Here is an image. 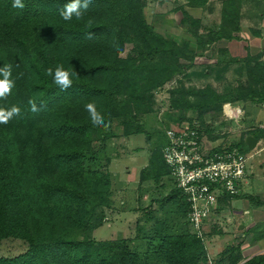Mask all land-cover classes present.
I'll return each mask as SVG.
<instances>
[{"label":"trees","instance_id":"16d2710c","mask_svg":"<svg viewBox=\"0 0 264 264\" xmlns=\"http://www.w3.org/2000/svg\"><path fill=\"white\" fill-rule=\"evenodd\" d=\"M240 1L223 3L221 23L209 32V40L236 38L240 14L233 5L239 7ZM21 2L23 8L13 7L14 0H0V69L10 66L12 82L0 108L21 110L0 123V240H21L26 251L0 258V264H148L149 259L155 264H208L202 241L186 229L164 238L159 233L162 240L149 259L132 251L128 239L97 242L91 236L103 225L102 209L109 206L111 193L110 163H98L92 134L119 119L123 136L143 135L142 126L127 119L120 98L135 93L141 81L150 88L166 83L179 71L181 58L192 62L188 47L154 33L142 0H89L79 9L80 17L74 13L68 21L61 12L71 0ZM189 2L201 6L207 0ZM127 45L131 51L122 57ZM58 70L68 73L67 87L55 82ZM249 75L258 87L234 95L209 94L212 100L205 105L218 104L220 111L236 101H263L264 63L256 62ZM30 99L38 111H31ZM89 104L103 118L100 126L93 125ZM227 148L249 151L244 141ZM144 170L140 181L147 180ZM232 260L238 264L241 258ZM242 264H264V254Z\"/></svg>","mask_w":264,"mask_h":264},{"label":"rangeland","instance_id":"374dc122","mask_svg":"<svg viewBox=\"0 0 264 264\" xmlns=\"http://www.w3.org/2000/svg\"><path fill=\"white\" fill-rule=\"evenodd\" d=\"M142 1L146 23L154 33L184 49L187 46L192 62L181 58L178 61L179 71L163 85L150 88L149 83L141 81L135 93L120 98L125 102L127 119L140 124L144 130L143 135L130 138L132 148L129 151L120 138L121 120H112L105 125L104 131L96 127L92 141L98 163L104 165L108 160L111 165L110 169L107 166V170L112 172L121 171L127 165L125 163H129L126 170H130L128 178L131 183H128L129 187H133L111 191L109 206L104 207L102 212L108 218L121 217L118 216L116 226L108 224L105 218L103 225L91 236L97 242L128 239L132 251L146 253L149 259L164 236L185 233V229L189 232L185 198L175 188L170 169L162 156L165 131L189 126L203 132L211 146L228 147L236 143V138L243 134L238 129L239 125L222 114L223 107L216 111L218 104L211 107L205 104L212 100L209 94L234 95L241 90L250 91L258 87L253 82L254 76L249 75V71L255 68L258 55L246 56L244 45L237 43L242 39L238 33L239 36L234 34L236 38L228 40H236L231 45L232 54L224 49L225 42L209 40V32L216 30L221 23L222 5L226 0H207L205 7L209 11H190L193 14L191 21H185L182 15L187 0ZM202 1L195 0V3ZM187 5L192 4L188 1ZM233 7L238 11L240 9L238 4ZM130 51L131 46L127 45L121 56H127ZM136 150L140 151L133 155ZM144 159L147 180L140 181L139 168L133 166ZM110 175L115 181L114 173ZM230 208L227 204L217 206L206 223L201 241L208 264H232V258L237 255L241 258L238 264H242L244 258L264 254V209L254 214L253 229L248 221L243 222L244 226L239 230L235 221L231 224L220 217ZM246 230L249 233L239 237L240 232ZM159 233L162 238H158ZM25 251L26 245L21 240H0V258H14ZM148 264L155 262L149 259Z\"/></svg>","mask_w":264,"mask_h":264},{"label":"crops","instance_id":"0c3cea01","mask_svg":"<svg viewBox=\"0 0 264 264\" xmlns=\"http://www.w3.org/2000/svg\"><path fill=\"white\" fill-rule=\"evenodd\" d=\"M185 1V12L190 16L193 17L190 11H209V8L206 9L205 3L201 6H193L187 5ZM242 8V9H241ZM240 31L238 34L240 35V41H237L238 44L244 45V52L246 56H257V61L259 63H264V0H241L240 1ZM199 19V18H198ZM220 25V24H219ZM218 25V26H219ZM216 26V27H218ZM217 29V28H216ZM236 33V35H238ZM238 35V36H239ZM244 35V36H243ZM220 42H225L223 44L224 49H228V52L232 54V43H235L236 40L233 41H226L221 40ZM231 46V48H230ZM260 90V88H259ZM229 107L232 110V114L228 115L225 112V108ZM222 114L229 119L235 121L238 125L242 135L240 134L236 138V142L244 141L247 137H252L255 139V147L252 150H249L250 153L247 154V161H246V177L243 181V189L239 191V194L228 201L226 204L227 206H231V208L224 213V215L220 216L221 218L224 217L228 221V223H236L238 229L243 228V222H250V225H254V214L260 212L264 209V204L260 207H257L256 200H260L264 202V100L261 102H255L251 100L245 101H236L233 103H229L223 106ZM121 128V127H120ZM120 138H122L123 146L127 151L132 148V144L130 143V138L137 135H130L125 137L120 133ZM246 145V143H245ZM135 146V145H134ZM137 151V152H136ZM134 154H137L140 150H136ZM142 152V151H141ZM127 158H132L127 156ZM146 159V158H145ZM145 159L142 163L136 164L134 163L133 167L139 168V172L141 174L142 170L147 167L145 164ZM133 161V160H132ZM252 161V163H250ZM125 167L121 171H109V173H114L115 181L111 179V188L112 192L115 190H128L132 189L129 187L131 183L129 181L130 177V170H126L127 166H130L129 163H125ZM111 165V163H110ZM110 169V166H109ZM112 178V175H110ZM128 178V179H127ZM130 182V183H128ZM118 183V184H117ZM254 200V201H253ZM123 205L124 203L121 202ZM223 204L222 206H225ZM106 215V214H105ZM120 216V215H118ZM118 216L114 218H108L107 215L105 216L106 220L109 221L108 224L116 226V220L119 219ZM121 217V216H120ZM253 226L251 229H253ZM248 228V227H247ZM250 229V230H251ZM241 234L239 237H243L244 233H249L248 230L244 232H240ZM254 235V234H253ZM117 240V239H112ZM256 256V255H254ZM244 257V256H243ZM253 257V256H251ZM251 257L244 258L245 261L250 259Z\"/></svg>","mask_w":264,"mask_h":264},{"label":"built area","instance_id":"2783aa9c","mask_svg":"<svg viewBox=\"0 0 264 264\" xmlns=\"http://www.w3.org/2000/svg\"><path fill=\"white\" fill-rule=\"evenodd\" d=\"M164 136L162 156L188 206L186 224L192 235L203 240L206 223L217 206L239 194L246 177L247 155L211 146L203 132L189 126L167 130Z\"/></svg>","mask_w":264,"mask_h":264},{"label":"clouds","instance_id":"9594fccd","mask_svg":"<svg viewBox=\"0 0 264 264\" xmlns=\"http://www.w3.org/2000/svg\"><path fill=\"white\" fill-rule=\"evenodd\" d=\"M88 2L89 0H83L82 4L81 0H71L69 4L65 5L64 11L61 12L62 18L66 21L71 20L74 13L79 18L81 15L79 9L81 7L86 8ZM23 6L21 0H14L13 7L23 8ZM0 73H3L5 77L4 80H0V98H5L10 93L12 87V82L8 79L10 76V66H6L5 69H0ZM49 74H51V70H49ZM55 82L62 87H67L70 84L68 73L58 70ZM28 103L32 112L38 111L34 101L30 99ZM86 109L90 112L93 125L100 126L103 123V118L95 111L93 105H86ZM20 111V108L17 106H13L9 110L0 108V123H7L12 117L20 115Z\"/></svg>","mask_w":264,"mask_h":264},{"label":"water","instance_id":"95a60500","mask_svg":"<svg viewBox=\"0 0 264 264\" xmlns=\"http://www.w3.org/2000/svg\"><path fill=\"white\" fill-rule=\"evenodd\" d=\"M246 146L249 150H252L255 147V139H253L252 137H247L245 140Z\"/></svg>","mask_w":264,"mask_h":264},{"label":"bare ground","instance_id":"6f19581e","mask_svg":"<svg viewBox=\"0 0 264 264\" xmlns=\"http://www.w3.org/2000/svg\"><path fill=\"white\" fill-rule=\"evenodd\" d=\"M226 108H227L226 112L228 113V112H229V109H228L229 107H226ZM226 108H225V109H226Z\"/></svg>","mask_w":264,"mask_h":264}]
</instances>
